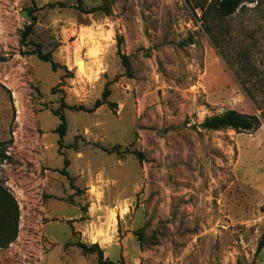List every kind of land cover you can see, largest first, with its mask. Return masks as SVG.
I'll use <instances>...</instances> for the list:
<instances>
[{"label": "rangeland", "instance_id": "1", "mask_svg": "<svg viewBox=\"0 0 264 264\" xmlns=\"http://www.w3.org/2000/svg\"><path fill=\"white\" fill-rule=\"evenodd\" d=\"M213 1L0 0V174L20 210L0 264H99L79 242L108 264H264V0ZM37 43L57 71L23 55ZM228 109L262 124L200 127Z\"/></svg>", "mask_w": 264, "mask_h": 264}, {"label": "trees", "instance_id": "2", "mask_svg": "<svg viewBox=\"0 0 264 264\" xmlns=\"http://www.w3.org/2000/svg\"><path fill=\"white\" fill-rule=\"evenodd\" d=\"M81 2V0H79ZM257 0H214L213 4L217 14L222 17H228L233 15L238 8L245 2L253 3ZM54 5V4H51ZM58 5L66 6L65 3L59 2ZM37 6L29 7L26 9V15L30 18V23L26 25L22 31L20 44L25 46L29 43V36L33 33L34 26L37 22V15L35 12L38 10ZM99 9V8H97ZM90 11H94V8H91ZM23 55H37L41 60L50 62L52 68L57 71L58 64L53 60L51 52H44L42 49V44L37 43L36 48L31 51L22 52ZM4 58H0L3 60ZM124 67L126 71L131 72V65L129 62L128 56H123ZM107 93L104 92L103 98H98L95 101L93 107H86L83 105H72L68 106L71 109L85 110V111H95L101 105L108 103ZM110 104V103H109ZM67 103L63 100L62 107H67ZM52 112L57 115L60 119V124L58 125L56 131L59 133V148L61 149L63 145V140L67 132V118L62 108L53 109ZM261 119L256 114H245L238 111L237 109H228L221 114H216L212 116H207L200 124V127L206 130H221L226 128L235 129L237 131H249L258 129L261 126ZM66 165L69 164V160L65 159ZM66 175H69L68 171L63 170ZM264 210V206L262 208ZM19 224H20V210L17 200L11 191L4 185L1 174H0V248L8 247L13 241L16 240L19 234ZM78 247L82 250L84 254L97 253L99 258V264H108L112 263L111 260L104 259V251L99 246L98 243H92L88 245L84 242H79ZM264 246V232L262 238L259 242L257 253H259ZM250 264H261L256 260L252 261Z\"/></svg>", "mask_w": 264, "mask_h": 264}, {"label": "bare ground", "instance_id": "3", "mask_svg": "<svg viewBox=\"0 0 264 264\" xmlns=\"http://www.w3.org/2000/svg\"><path fill=\"white\" fill-rule=\"evenodd\" d=\"M78 65H79V68H80V70H81L82 72H86V70H87V65H86V62H85L83 59L79 58V63H78ZM102 237H103V234H99V235L97 236L96 240H98L99 238L101 239Z\"/></svg>", "mask_w": 264, "mask_h": 264}, {"label": "crops", "instance_id": "4", "mask_svg": "<svg viewBox=\"0 0 264 264\" xmlns=\"http://www.w3.org/2000/svg\"><path fill=\"white\" fill-rule=\"evenodd\" d=\"M103 236H104V233H103ZM104 239L106 240V237L104 236Z\"/></svg>", "mask_w": 264, "mask_h": 264}]
</instances>
